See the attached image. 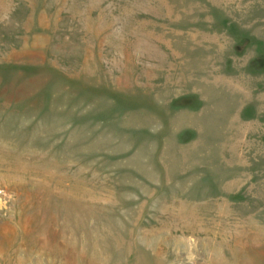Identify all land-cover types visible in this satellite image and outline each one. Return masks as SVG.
<instances>
[{"label": "rangeland", "instance_id": "1", "mask_svg": "<svg viewBox=\"0 0 264 264\" xmlns=\"http://www.w3.org/2000/svg\"><path fill=\"white\" fill-rule=\"evenodd\" d=\"M0 264H264V0H0Z\"/></svg>", "mask_w": 264, "mask_h": 264}]
</instances>
